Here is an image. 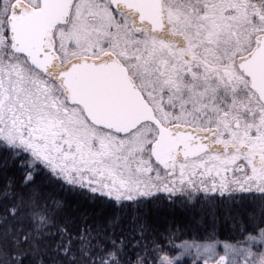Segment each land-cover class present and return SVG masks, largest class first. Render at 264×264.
Returning <instances> with one entry per match:
<instances>
[{"label": "snow or ice", "instance_id": "1", "mask_svg": "<svg viewBox=\"0 0 264 264\" xmlns=\"http://www.w3.org/2000/svg\"><path fill=\"white\" fill-rule=\"evenodd\" d=\"M0 264H264V0H0Z\"/></svg>", "mask_w": 264, "mask_h": 264}, {"label": "trees", "instance_id": "2", "mask_svg": "<svg viewBox=\"0 0 264 264\" xmlns=\"http://www.w3.org/2000/svg\"><path fill=\"white\" fill-rule=\"evenodd\" d=\"M165 218L164 217H162L161 218V222H163V220H164ZM167 220H169V221H171L172 220V217H167L166 218ZM176 219H177V221H179L181 218H180V216H179V214H177V217H176ZM185 239H187V236H185ZM176 244H177V246H179V244H180V241L179 240H177L176 241Z\"/></svg>", "mask_w": 264, "mask_h": 264}]
</instances>
